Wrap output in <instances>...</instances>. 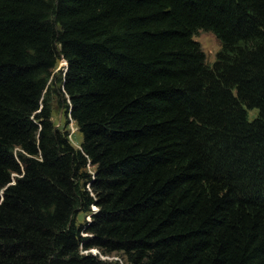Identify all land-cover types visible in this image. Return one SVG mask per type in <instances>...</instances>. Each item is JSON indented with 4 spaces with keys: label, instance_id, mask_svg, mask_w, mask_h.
<instances>
[{
    "label": "trees",
    "instance_id": "trees-1",
    "mask_svg": "<svg viewBox=\"0 0 264 264\" xmlns=\"http://www.w3.org/2000/svg\"><path fill=\"white\" fill-rule=\"evenodd\" d=\"M0 264H264V0H0Z\"/></svg>",
    "mask_w": 264,
    "mask_h": 264
},
{
    "label": "rangeland",
    "instance_id": "rangeland-1",
    "mask_svg": "<svg viewBox=\"0 0 264 264\" xmlns=\"http://www.w3.org/2000/svg\"><path fill=\"white\" fill-rule=\"evenodd\" d=\"M194 40L197 41L204 53L206 62L208 64H212L215 61L216 54L220 50V43L215 38V36L210 32H199L197 36L194 37ZM66 66V64L61 60L57 64L54 73H57L60 68ZM63 112L60 110L56 102L54 103L53 112H52V122L56 128H58L62 132H66L68 136L69 143L73 146L75 149H80V145L82 142V134L78 131V128L76 125L71 121L67 120L64 116H62ZM250 118H253L255 116V112H249ZM88 170L91 172L94 170V168L89 167ZM95 207L91 208V211H95ZM90 220V215H85L83 213H80L77 216V222L83 223L85 221ZM92 254L97 255L101 260L105 261H115L118 259L117 256L111 255L108 257H104L98 254L96 250H90V251H83L82 254Z\"/></svg>",
    "mask_w": 264,
    "mask_h": 264
}]
</instances>
